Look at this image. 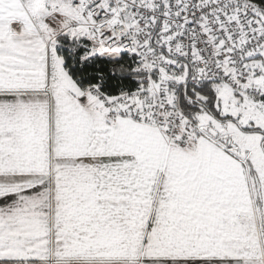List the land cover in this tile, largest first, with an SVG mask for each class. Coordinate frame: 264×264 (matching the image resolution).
<instances>
[{"label": "snow or ice", "instance_id": "6c2138e0", "mask_svg": "<svg viewBox=\"0 0 264 264\" xmlns=\"http://www.w3.org/2000/svg\"><path fill=\"white\" fill-rule=\"evenodd\" d=\"M0 264H264V0H0Z\"/></svg>", "mask_w": 264, "mask_h": 264}]
</instances>
